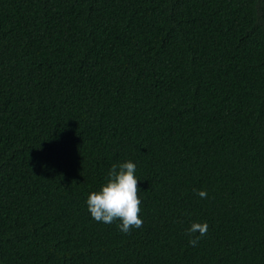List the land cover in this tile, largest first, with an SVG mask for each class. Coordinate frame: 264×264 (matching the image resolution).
Here are the masks:
<instances>
[{"label": "trees", "instance_id": "trees-1", "mask_svg": "<svg viewBox=\"0 0 264 264\" xmlns=\"http://www.w3.org/2000/svg\"><path fill=\"white\" fill-rule=\"evenodd\" d=\"M0 264H264V0H0Z\"/></svg>", "mask_w": 264, "mask_h": 264}, {"label": "clouds", "instance_id": "clouds-1", "mask_svg": "<svg viewBox=\"0 0 264 264\" xmlns=\"http://www.w3.org/2000/svg\"><path fill=\"white\" fill-rule=\"evenodd\" d=\"M136 165L127 161L119 165L113 164L109 169L107 182L101 190L92 192L87 199L88 211L96 222L111 224L119 220V229L125 234H130L133 228H141L143 220L140 218L139 179L135 175ZM197 195L207 198V192L198 190ZM208 224L194 222L186 230L190 237L189 244L197 246L200 238L207 235ZM199 233L195 238L193 235Z\"/></svg>", "mask_w": 264, "mask_h": 264}]
</instances>
